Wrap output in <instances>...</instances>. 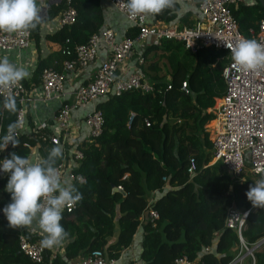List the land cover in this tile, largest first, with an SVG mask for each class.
Segmentation results:
<instances>
[{
    "label": "trees",
    "instance_id": "16d2710c",
    "mask_svg": "<svg viewBox=\"0 0 264 264\" xmlns=\"http://www.w3.org/2000/svg\"><path fill=\"white\" fill-rule=\"evenodd\" d=\"M70 4L76 13L74 21L46 32L44 39L60 46L68 39L67 44L72 45L84 42L90 33L104 27L99 0H70ZM63 6L62 1L51 4L43 19L52 17ZM233 8L231 12L240 32L252 37L242 28L247 24L255 30L258 19L264 16V7L244 5L239 8L241 17L238 8ZM175 12L165 9L147 17L168 24L173 23ZM30 34L38 40L39 27ZM135 34L136 28L130 27L125 37ZM139 50L142 64L144 58L150 57L146 60L149 74L156 79L153 86L159 89L126 90L110 95L102 105L98 102L103 124L98 136L87 137L78 144L83 157L75 171L83 174L85 180L72 184L83 198L70 211L62 213L61 224L70 236L61 244L60 254L49 257V248H44L42 261L33 262L18 250L16 231L8 226L2 211L10 203V195L2 189L5 180L0 179V264H68L69 260L94 251H99L106 260L117 259L129 245L137 226L141 227L138 255L141 264H173L181 255L195 260L193 264H225L236 251L235 232L223 226L225 209L231 204L237 209L249 207L245 192L261 174L248 173L240 178L226 171L218 161L209 163L211 140L204 125L213 119L214 97L220 96L224 89L220 73L226 60L225 50L202 46L192 52L180 41L164 38ZM45 66V59H40L36 70ZM159 66L164 67L163 74H158ZM164 76L168 79L161 80ZM182 81L187 85V93L180 89ZM3 100L0 97V137L15 117L3 109ZM130 110L135 115L126 125ZM144 117L150 121L147 126ZM14 140V146L6 147L8 155L16 152L25 156L27 149L21 142H34L23 133ZM189 159L194 163L192 175L187 173ZM118 186L120 189L111 192V187ZM152 192L156 194L151 208L158 217L140 221ZM263 227L264 208L251 209L241 235L251 242L263 234ZM214 238L213 250H203ZM254 258V264H264V241L254 252Z\"/></svg>",
    "mask_w": 264,
    "mask_h": 264
},
{
    "label": "built area",
    "instance_id": "2783aa9c",
    "mask_svg": "<svg viewBox=\"0 0 264 264\" xmlns=\"http://www.w3.org/2000/svg\"><path fill=\"white\" fill-rule=\"evenodd\" d=\"M60 1L64 6L55 15L44 20L49 6ZM182 1L195 2L196 4L198 19L191 25L153 22L144 15L131 17L126 9L127 0H109L111 5L128 20L130 27L136 28V34L133 37L117 38L112 28L104 26L98 31L90 33L82 43L68 45V39H65V44L60 46L59 51L65 56L61 63L67 71L73 70L75 67L86 66L93 61L98 45L105 46L104 59L98 63L92 77L87 82L78 85L71 95L64 92V72L50 66H45L40 70L37 97L31 95L22 81L20 85L11 89H0L2 99L9 92L15 96L18 112L15 114L14 121L23 119L25 124V105L27 103L34 99H49L59 94L63 96L53 114L52 129L43 131L42 134H35L36 129H34L30 135L34 142L22 141V146L29 150L32 147H41L39 140L44 139L50 144H59L63 151V159L57 162L61 177L67 178L71 183L83 182L85 180L83 174L75 171L83 157L82 150L78 147V143L69 141L71 110L75 108L84 110L80 119L86 128V138L98 136L104 118L97 104L103 98L108 95H118L126 90L137 89L141 92H148L159 89L134 69V66L143 63L139 48L134 49L135 44L147 39L151 42L163 38L175 39L192 52L202 46L225 50L226 60L220 73L224 89L220 96L214 97V108L212 109L215 120L214 130L210 137L212 162L218 161L226 171L234 176H237L243 169L253 175L264 174V69L255 72L242 71L230 59L231 47L241 36L245 37L240 32L237 19L231 12V6H235L240 0ZM37 4L41 9L38 40L44 39L43 35L46 32H52L64 25H69L75 19V9L70 4V0H37ZM248 31L252 37L245 38L255 39L264 44V16L258 19L255 30L249 29ZM31 43H33V37L30 32L28 34L0 32V57H4V52L20 51ZM132 55H134L132 71L119 72L123 60ZM166 88H169V85ZM180 89L183 93L188 92L185 81L181 82ZM69 96L71 97L70 101L67 100ZM134 115L135 112L129 111L126 125H129ZM143 123L147 126L150 121L144 117ZM25 124L12 133L13 137L20 134ZM7 132L8 130L5 134ZM64 144L68 145L65 149H63ZM7 156L5 150H0V160ZM32 158L39 162L35 156ZM193 172L194 163L192 159H189L187 173L192 175ZM7 175L0 172V179ZM162 179L165 180V177ZM152 201L151 198L147 200L140 221L146 217L149 220L158 217L157 212L151 208ZM72 208H66L64 211L68 212ZM251 209H254L252 205L244 209H237L232 204L225 209L223 226L233 230L238 239L236 251L225 264H254V252L260 249L264 241V227L263 234L255 240L247 242L243 239L241 230L244 228L247 213ZM11 229L16 231L18 250L33 262L42 261L44 251V247H41L40 244L44 236L42 230L31 226ZM213 241L214 239L211 242ZM208 249L209 247L203 248L205 251ZM114 261L115 259L106 260L99 251H94L78 256L73 264H113ZM194 262L195 260H189L185 255L178 256L173 260V264H193Z\"/></svg>",
    "mask_w": 264,
    "mask_h": 264
},
{
    "label": "clouds",
    "instance_id": "9594fccd",
    "mask_svg": "<svg viewBox=\"0 0 264 264\" xmlns=\"http://www.w3.org/2000/svg\"><path fill=\"white\" fill-rule=\"evenodd\" d=\"M182 0H127L131 17L158 15L165 9L178 11ZM41 9L37 0H0V32L28 34L41 23ZM231 61L242 71L264 69V44L241 36L230 49ZM29 71L16 65L7 56L0 57V89H11L28 78ZM3 109L10 114L18 112L17 101L9 92L3 100ZM23 119L8 125V132L0 137V150L15 145L12 133L24 126ZM63 159L61 147L47 150L39 162L29 156L11 152L0 160V172L8 174L4 191L10 193V203L3 214L11 228L35 224L44 236L41 247L60 246L69 239V232L61 224L62 213L82 200V193L67 178H62L57 162ZM254 208H264V174L253 181L245 192Z\"/></svg>",
    "mask_w": 264,
    "mask_h": 264
},
{
    "label": "crops",
    "instance_id": "0c3cea01",
    "mask_svg": "<svg viewBox=\"0 0 264 264\" xmlns=\"http://www.w3.org/2000/svg\"><path fill=\"white\" fill-rule=\"evenodd\" d=\"M264 2V0H262ZM101 9H102V15H103V26L110 27L113 29L115 35L117 38L125 37V32L130 29V24L128 20L124 17L122 13L117 11L109 2V0H99ZM261 5L258 0H240L233 8V10H239L238 15L241 17L242 6L244 5ZM264 7V4L261 5ZM196 19H198V14L196 10V4L195 2L190 1H182L180 5H178V11L175 12V18L172 20L173 23L176 24H185V25H191L193 24ZM162 23V22H161ZM256 24V21H254V26ZM245 32L251 35L249 33V29H253V25H247L245 24V28H242ZM151 40L147 39L144 42L136 43L134 49L142 48L144 45L149 44ZM60 45L56 42L49 41L47 39H40L35 40L33 39V43H31L27 48H23L20 51L17 50H11L7 53L4 52V56H7L10 61L14 62L16 65L24 67L27 69L30 73L29 77L23 80L22 82L26 86V88L29 90L31 95L33 97H37L36 91H38L39 83H40V71L36 70L37 62L40 59H45L46 66H50L56 70L64 72L65 75V82H64V92L69 93L71 95V92L80 84L87 82L94 73L98 63L104 59L105 56V46L103 44H99L96 50L95 57L92 62L87 64L84 67H75L73 70L67 71L62 67V60L65 58L63 54L59 51ZM153 57V56H152ZM150 58L147 56V58H144V64L134 66V69L139 71L143 78L147 80L148 82L152 83L154 78H152L149 74L150 69L148 67L147 59ZM134 55L129 56L127 59L123 60L122 65L120 66L119 72L121 73H128L132 71L131 65L133 62ZM161 61V60H160ZM161 64V62H160ZM158 74L164 73V67L159 66V69L157 70ZM168 77L164 76L161 78V80H167ZM108 95L107 97L103 98L101 100V105L108 101L109 99ZM62 94H59L56 97H51L49 99L41 100V99H34L33 101L27 103L25 105V120L26 124L23 129H21V133L25 134L27 137L32 138L30 135L34 129H36L35 134H42L43 131H50L52 129V126L54 125L53 122V114L60 104L62 100ZM70 96L68 97V101H70ZM98 106V104H97ZM100 107V106H98ZM133 111V110H130ZM84 110L75 108L71 110L70 114V128H69V141L70 142H76L80 143L84 139H86V128L81 123L80 116L83 114ZM45 138V137H44ZM42 138V139H44ZM40 144L44 143V148L46 147V152H44V148L42 147H32L31 150L27 149V152L25 156L38 158V161L42 157H46L47 150L51 149L52 147L59 146V144H50L47 142L46 139L44 141L39 140ZM66 142V141H65ZM68 147L67 144H64L63 149ZM70 148V147H69ZM5 151L9 152V148H5ZM5 182L3 183L2 189H5V186L7 184L8 177L3 178ZM164 186V185H163ZM165 187V186H164ZM8 195L10 193L4 191ZM153 193V195H152ZM149 194L148 199L151 198L153 200L154 194L156 192H152ZM31 227L38 228L35 224H33ZM216 238V236H215ZM214 241L211 242V245H209V249L213 250ZM140 239H141V227L137 226L132 239L129 243V245L122 249L119 257L115 259L113 264H126L128 262H132L133 264H141L138 260V255L140 251ZM61 246V245H60ZM60 246H55L52 248H49L50 254L49 257H51L54 253H61ZM54 248V249H53ZM77 258V257H76ZM76 258L71 259L68 261V264H73V262L76 260Z\"/></svg>",
    "mask_w": 264,
    "mask_h": 264
},
{
    "label": "rangeland",
    "instance_id": "374dc122",
    "mask_svg": "<svg viewBox=\"0 0 264 264\" xmlns=\"http://www.w3.org/2000/svg\"><path fill=\"white\" fill-rule=\"evenodd\" d=\"M214 105V104H213ZM214 108V106H212V109ZM210 121V120H209ZM209 121H207L206 123H205V127L209 130L208 131V135H209V138L212 136V132H213V130H214V124H215V120H214V118L213 119H211V121L209 122ZM212 162V159L209 161V163H211ZM251 174L250 172H248L246 169H243L242 170V172H240L238 175H237V177H244L245 175H247V174ZM54 249V248H53Z\"/></svg>",
    "mask_w": 264,
    "mask_h": 264
},
{
    "label": "water",
    "instance_id": "95a60500",
    "mask_svg": "<svg viewBox=\"0 0 264 264\" xmlns=\"http://www.w3.org/2000/svg\"><path fill=\"white\" fill-rule=\"evenodd\" d=\"M259 1V3L261 4V5H263V1L262 0H258ZM13 136V135H12ZM117 189H120V188H115V187H111V192H113L114 190H117Z\"/></svg>",
    "mask_w": 264,
    "mask_h": 264
},
{
    "label": "bare ground",
    "instance_id": "6f19581e",
    "mask_svg": "<svg viewBox=\"0 0 264 264\" xmlns=\"http://www.w3.org/2000/svg\"><path fill=\"white\" fill-rule=\"evenodd\" d=\"M215 122V121H214Z\"/></svg>",
    "mask_w": 264,
    "mask_h": 264
}]
</instances>
